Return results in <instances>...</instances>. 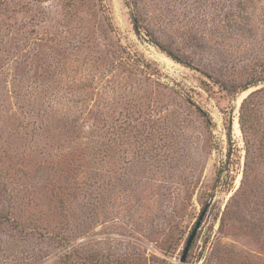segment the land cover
Instances as JSON below:
<instances>
[{
    "label": "rangeland",
    "instance_id": "rangeland-1",
    "mask_svg": "<svg viewBox=\"0 0 264 264\" xmlns=\"http://www.w3.org/2000/svg\"><path fill=\"white\" fill-rule=\"evenodd\" d=\"M257 1L0 0V264H264Z\"/></svg>",
    "mask_w": 264,
    "mask_h": 264
},
{
    "label": "trees",
    "instance_id": "trees-1",
    "mask_svg": "<svg viewBox=\"0 0 264 264\" xmlns=\"http://www.w3.org/2000/svg\"><path fill=\"white\" fill-rule=\"evenodd\" d=\"M249 2H250V4L251 5H254L253 4V2H254V0H248ZM259 1H263V0H258L257 2H259ZM162 50H164V52L169 56V57H171L172 59H174L175 61H177V62H180V63H183V64H186V65H189V63H187L185 60H183V59H181V57L179 56V55H177V54H175L174 52H172L171 50H169V49H162ZM257 83H249V84H246V85H244L241 89L242 90H246L247 88H249L250 86H253V85H256ZM262 91H264L263 89H257V90H254V91H252L251 93H249L244 99H243V101H242V103H241V106H240V127H241V130L243 131V130H245L244 128H245V125H244V122H245V120H244V117L245 116H247V115H249V114H252V110H253V107H254V105L257 103V98H256V95L258 94V93H260V92H262ZM251 101H253V104H252V102ZM227 128H228V125H227ZM248 191V190H247ZM247 191L243 188V186L241 187H239L238 189H236V191L232 194V196H231V199H230V201H234L235 199V197H237L238 195H241V193L242 194H244V193H246L247 194ZM241 196H244V195H241ZM230 208H231V206H226V209H225V211L227 212V213H234V212H237L238 210H236V211H230ZM226 212H225V214H226ZM258 228L260 229L261 228V225H258ZM252 230H256L255 228L254 229H252ZM194 239V238H193ZM193 241V240H192Z\"/></svg>",
    "mask_w": 264,
    "mask_h": 264
},
{
    "label": "water",
    "instance_id": "water-1",
    "mask_svg": "<svg viewBox=\"0 0 264 264\" xmlns=\"http://www.w3.org/2000/svg\"><path fill=\"white\" fill-rule=\"evenodd\" d=\"M206 207H207V205L200 212L197 220L195 221V223H194V225H193V227H192V229H191V231H190V233H189V235H188V237L186 239V242L184 244V247H183L181 255H180V264H183V262L185 261V259L187 257V253H188L189 247H190L191 242H192V240H193V238H194V236L196 234V231H197V229L199 227V224H200L201 219H202V217L204 215V212L206 211Z\"/></svg>",
    "mask_w": 264,
    "mask_h": 264
},
{
    "label": "bare ground",
    "instance_id": "bare-ground-1",
    "mask_svg": "<svg viewBox=\"0 0 264 264\" xmlns=\"http://www.w3.org/2000/svg\"><path fill=\"white\" fill-rule=\"evenodd\" d=\"M234 127L236 128V131H237L238 129H237V121H236V119L234 120Z\"/></svg>",
    "mask_w": 264,
    "mask_h": 264
}]
</instances>
